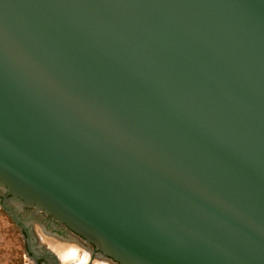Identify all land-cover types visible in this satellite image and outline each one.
I'll return each instance as SVG.
<instances>
[{"label":"water","instance_id":"1","mask_svg":"<svg viewBox=\"0 0 264 264\" xmlns=\"http://www.w3.org/2000/svg\"><path fill=\"white\" fill-rule=\"evenodd\" d=\"M0 188L116 264H264V0H0Z\"/></svg>","mask_w":264,"mask_h":264},{"label":"flooded vegetation","instance_id":"2","mask_svg":"<svg viewBox=\"0 0 264 264\" xmlns=\"http://www.w3.org/2000/svg\"><path fill=\"white\" fill-rule=\"evenodd\" d=\"M0 210L8 218L9 226L17 227L20 230L24 242L22 247H25L26 255L30 261L28 264H62L58 255L48 249L46 244L40 242L41 239L39 233H37L38 228H43L49 238L53 237L52 239L55 238L64 242L78 240L84 247L91 248L93 257L90 264H93V260L98 257L95 246L87 244L84 239L74 233L67 225L59 223L53 217L37 211L34 207L23 206L12 201L7 191L2 188H0ZM26 255L25 258H27ZM108 260L116 264L114 261ZM24 264L26 263L24 262Z\"/></svg>","mask_w":264,"mask_h":264},{"label":"bare ground","instance_id":"3","mask_svg":"<svg viewBox=\"0 0 264 264\" xmlns=\"http://www.w3.org/2000/svg\"><path fill=\"white\" fill-rule=\"evenodd\" d=\"M34 216V215H33ZM41 227V226H40ZM37 230V229H36ZM41 243L43 242L48 246V249L54 251L62 264H90L93 257L91 248L84 247L81 242L74 240V242H64L56 240L55 238H49L46 236L43 228H38V232ZM51 237V236H50ZM61 239V238H60ZM63 240V239H62ZM98 257L93 260V264H114L106 258H103L99 254ZM96 257V256H95ZM108 260V261H106Z\"/></svg>","mask_w":264,"mask_h":264},{"label":"rangeland","instance_id":"4","mask_svg":"<svg viewBox=\"0 0 264 264\" xmlns=\"http://www.w3.org/2000/svg\"><path fill=\"white\" fill-rule=\"evenodd\" d=\"M7 221L8 218L0 210V264L30 263L25 247H22L24 242L20 230L10 227Z\"/></svg>","mask_w":264,"mask_h":264}]
</instances>
